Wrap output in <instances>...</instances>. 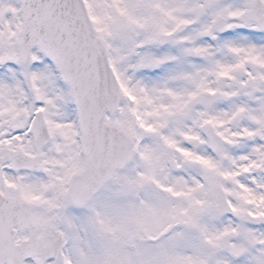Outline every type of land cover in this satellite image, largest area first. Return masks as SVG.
Here are the masks:
<instances>
[{
	"label": "snow or ice",
	"instance_id": "obj_1",
	"mask_svg": "<svg viewBox=\"0 0 264 264\" xmlns=\"http://www.w3.org/2000/svg\"><path fill=\"white\" fill-rule=\"evenodd\" d=\"M0 264H264V0H0Z\"/></svg>",
	"mask_w": 264,
	"mask_h": 264
}]
</instances>
